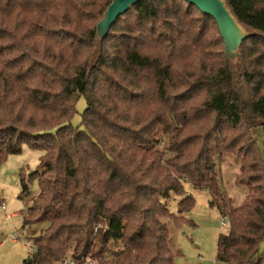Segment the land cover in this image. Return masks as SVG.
Listing matches in <instances>:
<instances>
[{
  "label": "trees",
  "instance_id": "16d2710c",
  "mask_svg": "<svg viewBox=\"0 0 264 264\" xmlns=\"http://www.w3.org/2000/svg\"><path fill=\"white\" fill-rule=\"evenodd\" d=\"M111 1L0 0V166L22 145L42 153L20 178L19 198L38 182L22 228L46 224L23 264H174L165 221L187 222L186 185L227 223L218 263L264 264V0H223L249 33L235 68L214 20L184 0L139 1L98 46ZM223 155L246 189L234 209L215 171Z\"/></svg>",
  "mask_w": 264,
  "mask_h": 264
},
{
  "label": "rangeland",
  "instance_id": "374dc122",
  "mask_svg": "<svg viewBox=\"0 0 264 264\" xmlns=\"http://www.w3.org/2000/svg\"><path fill=\"white\" fill-rule=\"evenodd\" d=\"M228 57L232 63H235L237 51L233 50ZM85 107L84 99L80 98L76 104V113L71 119L73 128L80 126ZM254 135L256 147L259 149L264 164L262 129L256 128ZM41 155L40 151L34 150L28 145H22L20 153L9 155L0 166V195L5 207L3 209L0 205V264H23V260L31 250L29 238L36 236L42 228L46 227V224H42L31 228H22L24 211L38 194L36 178L28 182V196L19 198L20 178L24 177L28 180L30 174L36 171ZM215 171L219 188L228 200L229 208L239 207L244 200L246 189L236 184L239 173L238 160L232 155H223L221 160L215 161ZM185 188L194 199L191 211L186 214L187 222L179 228L174 226L170 220L165 221L170 237L169 247L173 253L180 252V255L175 257L174 264H219L217 261V238L219 234H225L227 228H222V219L217 210L209 207L211 196L206 190H195L188 185ZM179 201L180 197L177 196H172L167 200V207L171 213H176ZM11 214L15 215L6 219L5 215ZM89 261L98 264L95 260L90 259Z\"/></svg>",
  "mask_w": 264,
  "mask_h": 264
},
{
  "label": "water",
  "instance_id": "95a60500",
  "mask_svg": "<svg viewBox=\"0 0 264 264\" xmlns=\"http://www.w3.org/2000/svg\"><path fill=\"white\" fill-rule=\"evenodd\" d=\"M141 0H112L102 15V18L97 23L95 28V38L97 45L106 36L111 25L126 13L131 6ZM185 2L196 7L203 15H206L214 20L218 31L223 39L224 51L230 65L234 67L240 56V45L242 41L249 35L246 29L238 23L230 9L223 0H184ZM237 51L235 63H232L228 58L229 53Z\"/></svg>",
  "mask_w": 264,
  "mask_h": 264
},
{
  "label": "built area",
  "instance_id": "2783aa9c",
  "mask_svg": "<svg viewBox=\"0 0 264 264\" xmlns=\"http://www.w3.org/2000/svg\"><path fill=\"white\" fill-rule=\"evenodd\" d=\"M4 205V204H3ZM2 205V208L4 209L5 207ZM6 219H10L11 218V215H5ZM222 228H227V223L222 220ZM58 264H96L94 262H90L89 260H86L84 262H77L71 258H64L63 260H61ZM216 264V263H215Z\"/></svg>",
  "mask_w": 264,
  "mask_h": 264
},
{
  "label": "crops",
  "instance_id": "0c3cea01",
  "mask_svg": "<svg viewBox=\"0 0 264 264\" xmlns=\"http://www.w3.org/2000/svg\"><path fill=\"white\" fill-rule=\"evenodd\" d=\"M14 215H15V214H11V218H12ZM29 253H30V252H29ZM29 253H28V254H29ZM28 254H27V256H28Z\"/></svg>",
  "mask_w": 264,
  "mask_h": 264
}]
</instances>
